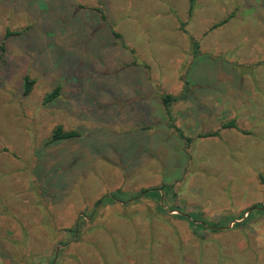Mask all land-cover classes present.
Returning <instances> with one entry per match:
<instances>
[{"label": "rangeland", "instance_id": "obj_1", "mask_svg": "<svg viewBox=\"0 0 264 264\" xmlns=\"http://www.w3.org/2000/svg\"><path fill=\"white\" fill-rule=\"evenodd\" d=\"M188 12V0H0V264H264V0ZM185 88L179 138L160 96ZM57 126L78 136L49 143ZM162 185L165 212L123 200Z\"/></svg>", "mask_w": 264, "mask_h": 264}, {"label": "trees", "instance_id": "obj_2", "mask_svg": "<svg viewBox=\"0 0 264 264\" xmlns=\"http://www.w3.org/2000/svg\"><path fill=\"white\" fill-rule=\"evenodd\" d=\"M188 4H189V16L191 15V11L194 7L195 4V0H188ZM232 17L229 16L228 18H226L225 20H223L222 22L216 24L214 27H217L219 25L224 24L225 22H227L229 20V18ZM102 18H104V16H102ZM21 32H7L6 37L9 36H17L20 35ZM115 36V38H119L120 36L118 34H113ZM194 46L195 49L197 47V44L194 42ZM3 49V47H1ZM34 81L30 80L29 77H25L24 78V84H23V94L25 96H27L33 86ZM187 92H188V88H185L184 91L182 93H180L179 95H171V94H167V93H163L160 96V102L166 112V115L168 117V127L173 129L176 133L177 136L179 138H184L181 130L179 128H177L174 124L173 121L174 119L171 116V107L173 104L179 102V101H183L187 98ZM59 93V88H55L51 93H49L46 96L45 101L46 102H50L51 100H53L54 98H56L58 96ZM222 129H227V128H236L234 121H230L228 123H224L221 126ZM219 131H215V132H208L205 134H202L200 137H214V136H218ZM78 136V133L76 131H64L62 129L61 126H57L54 131L51 134L50 137V141L49 143L52 142H57V141H62V140H69V139H74L75 137ZM171 185H162L153 189H142L139 192L129 195L128 198H123L125 204L126 203H130V202H134V203H139L142 199H155L158 202V210L160 212H165L164 208L165 205V196L169 195V193L172 192L171 190ZM172 195V193H171ZM122 196L121 192H116L114 193V195L112 197H102L99 200H97L94 204V207H97L99 204L106 206L109 204H114L116 202H121V200L119 199V197ZM162 203V204H161ZM259 206H253V209L258 210V211H262L261 209L257 208ZM264 211V210H263ZM177 219L179 220H183L186 221L189 225L191 226H196V228L198 229H206L209 230L212 233H217L219 231H222L223 228L226 226V224L224 225L222 222L226 221V219H220L218 222H206L204 221L199 215L194 214V213H188V214H183L180 213L176 216ZM237 226V225H235ZM74 232V231H73Z\"/></svg>", "mask_w": 264, "mask_h": 264}]
</instances>
